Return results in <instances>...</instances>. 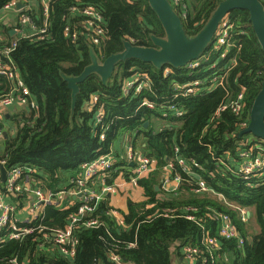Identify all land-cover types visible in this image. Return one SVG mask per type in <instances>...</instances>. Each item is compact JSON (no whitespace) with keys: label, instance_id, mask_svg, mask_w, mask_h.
I'll return each instance as SVG.
<instances>
[{"label":"trees","instance_id":"1","mask_svg":"<svg viewBox=\"0 0 264 264\" xmlns=\"http://www.w3.org/2000/svg\"><path fill=\"white\" fill-rule=\"evenodd\" d=\"M27 1L33 0H0V12L7 4ZM223 1L182 0L186 6L183 23L187 33L190 36L199 33ZM34 2L39 5V0ZM38 5L34 12L27 13L32 14L38 27H42ZM74 6L91 7L103 14L107 40L100 46H92L84 35L85 30L81 25L83 18L71 12ZM50 12L49 29L44 40L39 37H10L9 27H5L2 24L5 21L1 20L5 15L0 14V34L6 35L5 39H0V57L6 46L18 40L12 57L30 90V101L35 104L28 113L10 112L9 120L5 115V124H1L4 132L0 135V166L6 162L4 167L7 171L21 168L26 181L29 180L45 193L56 194L79 174L84 164L114 150L112 166L115 174L111 182L120 173H124L123 177L128 180L127 172L121 170L127 167V161L119 139L138 132L134 141L141 140V143L134 144L138 151L151 159L155 169L139 182L144 194L143 201H129L128 212L123 213L130 226L128 233L122 232L106 216L110 206L108 201L103 202L96 213L103 226L98 229L78 228L77 254L73 260H69L54 248L51 241L52 230H64L78 209L76 200L69 199L70 202L65 205L61 202L42 206V219L29 224L23 218L17 221L21 228L41 226L42 232L36 230L21 240H10L11 230L5 228L0 233V263L9 264L13 259H18L20 264H111L110 257L115 253L129 264H173V245H200L205 233L203 225L185 218L190 214L186 208L193 207L195 217L203 219L210 230L216 228L211 220L212 211L228 214L245 240L241 248L234 241H220L229 261L217 264H264V176L246 180L236 174L241 164L239 154L243 149L257 150L259 145L264 146V140L251 134L240 137L250 123L252 106L264 83V52L250 22V14L235 10L227 16L235 25L230 41L232 47L229 50L223 47L217 52L213 51V44L204 56L208 62L203 60L196 70L188 72L186 69L171 68L173 73L165 78V69L158 71L151 64L130 60L117 66L108 86L103 85L96 75L90 76L79 85L80 93L73 112L72 91L61 74L80 76L91 64L90 47L95 48L104 62L124 50L125 40L150 47V35L163 37L165 34L147 0H52ZM67 27H70L72 34L77 32L78 40L74 41L66 34ZM224 51L226 57L222 59ZM216 62L218 71L233 64L226 80L231 93L226 100H237L242 87L246 88L244 115L236 116L231 109H227L215 116L225 101L222 88L208 95L181 99L182 109L187 112L181 119L171 116L163 118L160 111L138 109L144 99L160 101L161 97L171 96L175 82L207 80L212 71L211 65ZM225 73V70L221 71V74ZM136 74L150 76L153 93L144 92L139 97L123 98V84ZM9 85L7 79L0 75V98L9 92ZM93 97L97 98L95 104H91ZM90 107L91 110L88 109ZM99 110L106 113L110 125L105 141L101 140L102 129L96 119ZM147 122L151 123L149 128H145ZM8 123L10 129H7ZM157 123L161 130L157 129ZM176 157L186 161L195 160V172L227 203L212 195L197 197L190 194L185 198H175L162 191L157 192L156 188L161 187L168 164ZM28 169L34 170V174L27 172ZM181 171L180 166L174 164L173 176ZM182 176L185 181L181 189L191 193L186 175ZM5 187L0 171V193L5 192ZM6 198L18 210L30 202H36L27 193L7 194ZM147 205L154 207L146 210ZM241 210L251 212L249 222L242 221ZM166 212L177 214L174 218L161 215ZM252 219L259 228L254 235L249 230ZM212 236L216 237L214 230Z\"/></svg>","mask_w":264,"mask_h":264},{"label":"built area","instance_id":"2","mask_svg":"<svg viewBox=\"0 0 264 264\" xmlns=\"http://www.w3.org/2000/svg\"><path fill=\"white\" fill-rule=\"evenodd\" d=\"M51 1L52 0H39V5L33 1L19 2L25 5L24 8L18 11L15 10V6L18 3L7 4L0 12H16L17 26L16 32L17 37L31 39L39 37L45 39L50 19H51ZM176 11L181 14L182 19L186 18V6L182 4V0H171ZM264 4V0H262ZM40 6L42 27H38L33 19L32 14L27 13L28 11L34 12L36 6ZM179 10V11H178ZM72 13H78L83 18L81 25L83 26L85 33L84 35L93 44L92 46H100L103 41L107 40V29L105 27V18L103 14L91 7H72ZM235 25L228 18L221 22L220 28L215 36L214 48L217 52H220L223 47H232L230 43L232 38V31ZM67 35L72 40H78V34H72L70 27L65 29ZM18 45V40L12 42L11 45L5 47L1 52L0 57V75L5 77L10 83L9 92L0 98V135L3 133L1 124L6 115L8 108L14 106L18 101L26 103L29 107L34 108L35 104L30 101L31 93L26 87L21 75L17 70V66L13 60V53ZM226 57V51L223 52L221 58ZM205 59L203 57L199 61L189 63L186 69L188 72L200 68L201 62ZM207 63L208 61L205 60ZM235 63V61H234ZM218 63H212L210 70L211 73L206 79H198L186 83L175 82L173 84V94L171 96L161 97L160 101H152L144 99L140 104L139 108H146L150 111H160L164 118L173 117L175 119L183 118L187 112L182 109L180 104L181 99L204 96L212 93L218 88H222L225 93V101L220 105L215 116H219L222 112L227 109H231L233 114L236 116H242L246 111L245 104V92L246 88L242 87V92L238 95L237 100L230 101L226 100L231 94L227 88L226 80L228 73L232 71L230 65L224 68H219L221 71L225 70V74H221L218 71ZM173 73L171 68H165L164 77L167 78ZM144 92L153 93L152 80L147 74H136L129 80L125 81L122 86V97H139ZM158 98V97H157ZM97 98L92 99L91 104H95ZM108 116L105 112H99L97 114V124L101 127V140H106V133L108 132L110 125L107 123ZM126 136V135H125ZM253 148H245L239 154L241 164L238 166L236 174L240 175L243 179L250 180L253 177L264 176V146L259 145ZM257 151V152H256ZM179 149L177 148V153ZM113 151L107 155L100 156L96 160L86 163L82 166L79 174L69 181V186L65 187L59 193H45L40 187H35L24 179L23 170L21 168L13 169L8 172L5 192L0 193V233L5 229L11 230L9 235L10 240H21L28 235H32L36 230L39 232L43 231L41 226L38 227H19L17 225L16 215L18 209L15 205H12L6 201L7 194H29L36 199L34 203H28L24 210L28 213V219L24 222L29 224L38 218H43L42 206L59 204L64 202V205L69 203L70 200H76L78 209L75 214L71 217L70 223L64 230H52L51 241L54 242V248L59 250L61 255L73 260L77 254V229L83 227L85 229H98L103 226L101 220L96 215L101 203H105L112 196L119 194L123 190V186L116 181L111 182L115 172H113L112 166ZM127 167H123V170H127L128 179L133 186L138 187L140 180L145 178L149 173L155 169L151 159L146 157L142 152L136 150L131 144L128 146L126 152ZM6 162L1 163L5 165ZM174 164H178L182 169L181 173H177L173 176ZM133 165V167H131ZM197 166L195 160L186 161L183 158H175L174 161L170 162L167 167V173L164 177L163 188L166 192H178L185 179L182 174H185V178L188 179V184L192 188L191 193L197 197L203 196H218L219 200L226 199L220 194H217L210 189L207 184L200 179L196 181L193 178L194 174H197L194 168ZM27 172L34 174V170L28 169ZM119 178H123V173H120ZM174 185L176 186L175 188ZM171 188H173L171 190ZM162 189V187H161ZM69 207V206H68ZM153 205H147L146 210L152 209ZM188 214L185 218L189 221L201 224L204 227V235L200 242V245L193 244H178L181 246V254L179 259L176 260L175 264H217L221 261H229L228 254L223 251L220 241H234L237 243V247L241 248L245 244V240L240 236L237 228L232 222L231 216L224 213H218L212 211L211 220L216 225L215 229H208L203 222V219L196 218L193 214L195 208H186ZM176 212L161 213V215L174 218ZM106 216L112 219L115 225L120 228L124 233L130 231V226L126 223L124 214L113 209L108 208ZM178 216V215H177ZM242 221L247 223L250 220L249 211H241ZM216 233V237L212 236V233ZM55 235V238L53 237ZM134 247V244H131ZM111 264H129L122 260L118 254H112L110 257ZM0 264H6L1 262ZM9 264H20L18 259H13Z\"/></svg>","mask_w":264,"mask_h":264},{"label":"water","instance_id":"3","mask_svg":"<svg viewBox=\"0 0 264 264\" xmlns=\"http://www.w3.org/2000/svg\"><path fill=\"white\" fill-rule=\"evenodd\" d=\"M148 4L159 20L164 36L150 35L152 46H138L125 40L124 50L101 61L95 48L90 47L91 64L85 68L80 76H61L72 91V109L75 111L77 96L80 93L79 85L84 83L90 76L96 75L103 85L108 86L114 77L117 66L130 60L141 61L151 64L156 70L163 71L170 67L175 70L186 68L189 63L201 60L210 50L221 22L235 10L246 11L250 14L252 24L258 42L264 52V4L262 0H224L219 4L210 19L195 36H190L185 30L183 19L176 11L171 0H147ZM25 5L18 3L15 10L24 8ZM149 122L145 124L148 128ZM253 135L255 138L264 140V83L258 94L250 113L248 127L240 133V137ZM169 161V160H168ZM133 167V165H131ZM2 182L6 183L8 172L0 166ZM193 178L199 181L201 177L194 174ZM157 192L161 187L156 188ZM251 212L249 216L251 217ZM55 238V235H53Z\"/></svg>","mask_w":264,"mask_h":264},{"label":"crops","instance_id":"4","mask_svg":"<svg viewBox=\"0 0 264 264\" xmlns=\"http://www.w3.org/2000/svg\"><path fill=\"white\" fill-rule=\"evenodd\" d=\"M2 14H4L5 15V17H2L1 18V20H4L5 22L4 23H2L5 27L7 26V27H9V28H7L8 30H9V36L10 37H15V36H17V32H16V26H17V18H18V16H17V14H16V12H15V10L14 11H9V12H3ZM13 27V28H12ZM1 31H3V30H1ZM11 31V32H10ZM5 36L6 35H4V34H0V39H5ZM30 107L26 104V103H16L14 106H12V107H10V108H8L7 109V113H6V118L8 119L10 116H11V113H15V112H18V113H28L29 111H30V109H29ZM9 111V112H8ZM11 112V113H10ZM164 118V117H163ZM9 120V119H8ZM3 123L5 124V121H3ZM158 124V126H157V129H159V130H161L160 128H162V127H160L159 128V123H157ZM8 125H9V128H7V129H10V123H8ZM151 125V123L149 122V126ZM149 126H148V128H149ZM2 132H4L3 131V128H2ZM12 132H14V130H12ZM135 134L134 135H124L123 137H120V139H119V141H121V144H122V146H123V148L125 149V152H127V150H128V146L131 144L136 150H137V148H136V146H135V144H140L141 143V140H139L138 142H135L134 140L136 139V136L138 135V132H134ZM2 140L0 139V145H2V142H1ZM127 142H128V144H127ZM117 144L119 143L118 141L116 142ZM135 143V144H134ZM144 146V145H143ZM0 147H2V146H0ZM114 151V150H113ZM121 170H123V169H121ZM124 171H126L127 172V170H124ZM127 175H128V173H127ZM123 176H124V173H123ZM129 176V175H128ZM124 178V177H123ZM121 178H119V179H117L116 178V182L117 183H119V180H120ZM127 180V179H126ZM70 181V180H69ZM128 182H129V179L127 180ZM130 183V182H129ZM119 184H121L122 186H123V190H124V188H125V184L124 183H119ZM131 184V183H130ZM163 184H164V178H163V180H162V184H161V187H162V189H161V191H162V193H164V194H167V195H172L173 197H175V198H185V197H187V196H190V194H192V193H189V192H187V191H185V190H182V189H180L178 192H176V193H173V192H166L165 190H164V188H163ZM132 185V187H133V184H131ZM69 186V182H68V184H67V186L66 187H68ZM177 186V185H176ZM175 185H174V187L173 188H175L176 187ZM135 187V186H134ZM133 187V188H134ZM135 188H137V189H139L140 191H141V194H142V199L141 200H139V201H134V200H131V199H129L128 200V202H127V205H126V209L125 210H120V209H118V208H116L115 207V204H114V198L115 197H117L119 194H117V195H115V196H112L109 200H108V202H109V206L111 207V208H113V209H115V210H117V211H119V212H121V213H127L128 212V207H129V201H132V202H135V203H140V202H142L143 201V199H144V194H143V191H142V189L138 186V187H135ZM173 188H171V190L173 189ZM160 191V192H161ZM117 199H120V198H117ZM121 200V199H120ZM6 201H7V199H6ZM8 202V201H7ZM9 203V202H8ZM23 213H22V212ZM20 218H23V221H25V220H27L28 219V213L24 210V208L23 209H20V210H18V214L16 215V219L17 220H20ZM251 218V217H250ZM171 251H172V259H173V264H175L176 263V260L177 259H179V257H180V254H181V246L180 245H178V244H176V245H173L172 247H171Z\"/></svg>","mask_w":264,"mask_h":264},{"label":"rangeland","instance_id":"5","mask_svg":"<svg viewBox=\"0 0 264 264\" xmlns=\"http://www.w3.org/2000/svg\"><path fill=\"white\" fill-rule=\"evenodd\" d=\"M228 17H226L227 19ZM235 28V27H234ZM213 51H216L215 48L213 49ZM206 60V59H204ZM230 65V69H233V64H229ZM93 98H96V97H93ZM92 103V101H91ZM89 110H91L92 108H88ZM104 112L103 110H99V112ZM97 113V114H98ZM161 120V119H160ZM1 146V145H0ZM107 155V154H106ZM103 156V155H102ZM3 166V165H1ZM4 167V166H3ZM2 177V176H1ZM8 179V178H7ZM7 181V180H6ZM130 182V181H129ZM125 178H121L119 180V183H124L125 184V188L124 190L117 196L115 197L114 199V204H115V207L118 208V209H122V210H125L126 209V205H127V202L129 199L131 200H134V201H139L142 199V194H141V191L137 188H134L132 187V183L130 184ZM117 198H120V199H117ZM225 199V198H224ZM241 211H244V210H241ZM22 212V211H21ZM23 213V212H22ZM249 222V221H248ZM249 230H250V234L254 235L256 234V232H258L259 228L256 224V222L254 221V219H252L250 221V224H249ZM229 257V256H228Z\"/></svg>","mask_w":264,"mask_h":264}]
</instances>
